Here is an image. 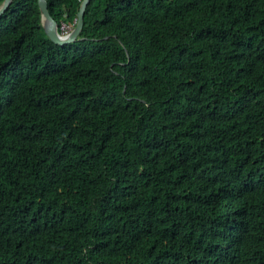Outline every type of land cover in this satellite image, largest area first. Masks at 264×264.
I'll return each instance as SVG.
<instances>
[{
  "label": "trees",
  "instance_id": "16d2710c",
  "mask_svg": "<svg viewBox=\"0 0 264 264\" xmlns=\"http://www.w3.org/2000/svg\"><path fill=\"white\" fill-rule=\"evenodd\" d=\"M80 37L0 17V264H264V0H92Z\"/></svg>",
  "mask_w": 264,
  "mask_h": 264
},
{
  "label": "water",
  "instance_id": "95a60500",
  "mask_svg": "<svg viewBox=\"0 0 264 264\" xmlns=\"http://www.w3.org/2000/svg\"><path fill=\"white\" fill-rule=\"evenodd\" d=\"M14 0H4L0 6V17L8 10ZM92 0H83L80 10L77 14V22L68 36H63L59 31V25L49 11L47 0H38L39 9L42 15V25L47 37L56 45L65 46L71 43H76L84 38L80 35L84 27V17L86 9Z\"/></svg>",
  "mask_w": 264,
  "mask_h": 264
},
{
  "label": "built area",
  "instance_id": "2783aa9c",
  "mask_svg": "<svg viewBox=\"0 0 264 264\" xmlns=\"http://www.w3.org/2000/svg\"><path fill=\"white\" fill-rule=\"evenodd\" d=\"M76 22L77 21H75V24H73V25H69V24H66V23H62V25L59 27L60 33L63 36H68L72 32V30L74 29V27L76 25Z\"/></svg>",
  "mask_w": 264,
  "mask_h": 264
}]
</instances>
